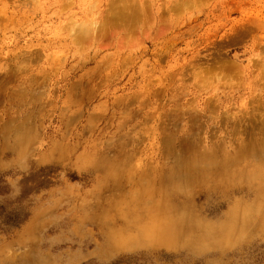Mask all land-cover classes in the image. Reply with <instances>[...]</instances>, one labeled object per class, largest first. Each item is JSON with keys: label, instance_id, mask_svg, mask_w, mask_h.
I'll list each match as a JSON object with an SVG mask.
<instances>
[{"label": "rangeland", "instance_id": "374dc122", "mask_svg": "<svg viewBox=\"0 0 264 264\" xmlns=\"http://www.w3.org/2000/svg\"><path fill=\"white\" fill-rule=\"evenodd\" d=\"M0 188V264H264V0H0Z\"/></svg>", "mask_w": 264, "mask_h": 264}, {"label": "trees", "instance_id": "16d2710c", "mask_svg": "<svg viewBox=\"0 0 264 264\" xmlns=\"http://www.w3.org/2000/svg\"><path fill=\"white\" fill-rule=\"evenodd\" d=\"M29 178H27V182H29L28 180ZM50 182H45V183H39L35 186H29L27 187L24 191H23V194H22V197L21 199H23V196L25 197L27 194H30V193H33L43 187H47L49 186ZM1 190V188H0ZM18 207L15 208V209H11V211H5V209L0 206V224L2 226H7V227H15L16 225L22 223L27 215L26 214H23L22 212H19V209H21L19 203H20V199L16 202ZM20 207V208H19Z\"/></svg>", "mask_w": 264, "mask_h": 264}, {"label": "bare ground", "instance_id": "6f19581e", "mask_svg": "<svg viewBox=\"0 0 264 264\" xmlns=\"http://www.w3.org/2000/svg\"><path fill=\"white\" fill-rule=\"evenodd\" d=\"M259 152V151H258ZM253 154H255V152L253 153ZM213 165V164H212Z\"/></svg>", "mask_w": 264, "mask_h": 264}]
</instances>
